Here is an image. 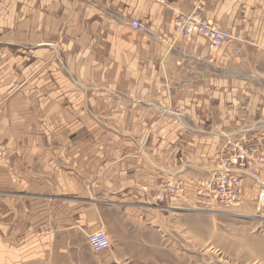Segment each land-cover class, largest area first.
<instances>
[{
  "label": "crops",
  "instance_id": "obj_1",
  "mask_svg": "<svg viewBox=\"0 0 264 264\" xmlns=\"http://www.w3.org/2000/svg\"><path fill=\"white\" fill-rule=\"evenodd\" d=\"M95 1L0 0V264H72L105 212L136 216L129 188L207 176L222 134L264 130V0ZM195 8L222 49L176 37Z\"/></svg>",
  "mask_w": 264,
  "mask_h": 264
},
{
  "label": "rangeland",
  "instance_id": "obj_2",
  "mask_svg": "<svg viewBox=\"0 0 264 264\" xmlns=\"http://www.w3.org/2000/svg\"><path fill=\"white\" fill-rule=\"evenodd\" d=\"M85 2L97 5L95 0ZM111 22L118 21L111 18ZM55 62L60 68L64 65L59 56ZM34 74L35 71L25 73V81ZM19 77L15 82L21 81ZM253 132L264 142L263 129ZM4 151L0 146V158ZM213 162L214 166L215 159ZM258 172L262 179L255 182L245 177L241 201L230 207L202 198L190 187L180 197L158 201L155 195L161 190L162 180L156 193L129 188L127 203L136 216L128 217L115 209L105 212L103 226L92 232L103 231L109 247L94 252L87 237L86 243L76 238L68 250L72 264H264V202L257 195L259 189L264 191V171ZM201 178L179 180L190 183Z\"/></svg>",
  "mask_w": 264,
  "mask_h": 264
},
{
  "label": "built area",
  "instance_id": "obj_3",
  "mask_svg": "<svg viewBox=\"0 0 264 264\" xmlns=\"http://www.w3.org/2000/svg\"><path fill=\"white\" fill-rule=\"evenodd\" d=\"M152 1L162 5L168 2V0ZM130 27L138 31L146 30L138 20H131ZM172 29L176 37L183 41L201 36L209 51H218L231 40V35L206 19L200 8H195L189 13L178 14L172 21ZM235 53L238 54L239 50L236 49ZM253 131L257 129L245 127L235 133L222 134L223 141L214 155L216 164L208 176L190 183L179 179H164L161 181V190L155 198L162 202L168 198L180 197L184 195L187 187H190L201 197L211 199L221 206L236 205L245 192V177L259 182L262 178L258 169L264 171V142L258 139ZM257 195L258 200L263 203V189H259ZM87 242L94 252H100L109 247L107 235L100 230L88 234Z\"/></svg>",
  "mask_w": 264,
  "mask_h": 264
},
{
  "label": "bare ground",
  "instance_id": "obj_4",
  "mask_svg": "<svg viewBox=\"0 0 264 264\" xmlns=\"http://www.w3.org/2000/svg\"><path fill=\"white\" fill-rule=\"evenodd\" d=\"M180 14V13H179ZM176 17V16H175Z\"/></svg>",
  "mask_w": 264,
  "mask_h": 264
}]
</instances>
